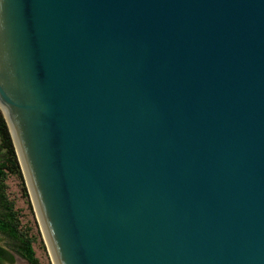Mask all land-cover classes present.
<instances>
[{"label":"water","instance_id":"95a60500","mask_svg":"<svg viewBox=\"0 0 264 264\" xmlns=\"http://www.w3.org/2000/svg\"><path fill=\"white\" fill-rule=\"evenodd\" d=\"M0 109L55 264H264V0H0Z\"/></svg>","mask_w":264,"mask_h":264},{"label":"rangeland","instance_id":"374dc122","mask_svg":"<svg viewBox=\"0 0 264 264\" xmlns=\"http://www.w3.org/2000/svg\"><path fill=\"white\" fill-rule=\"evenodd\" d=\"M25 183L27 187V194L23 190L22 180L19 175L15 172H9L6 179V194L14 203V210L18 213L19 232L23 237L32 239L33 247L40 264H55L46 241L30 189L27 185L26 178ZM19 245V240L14 237L13 234L0 231V246L6 248L13 255V260L5 264H31L20 252Z\"/></svg>","mask_w":264,"mask_h":264},{"label":"trees","instance_id":"16d2710c","mask_svg":"<svg viewBox=\"0 0 264 264\" xmlns=\"http://www.w3.org/2000/svg\"><path fill=\"white\" fill-rule=\"evenodd\" d=\"M9 172H15L22 180L23 190L27 194L24 173L19 161L15 144L7 124V121L0 109V231L9 232L16 237L19 242L20 252L31 264H40L33 247L31 238L23 237L18 229V213L14 210V203L6 194V179ZM5 210V211H1ZM13 255L4 247L0 246V261H12Z\"/></svg>","mask_w":264,"mask_h":264},{"label":"flooded vegetation","instance_id":"af4514ba","mask_svg":"<svg viewBox=\"0 0 264 264\" xmlns=\"http://www.w3.org/2000/svg\"><path fill=\"white\" fill-rule=\"evenodd\" d=\"M7 262H10V261H5V263H7ZM0 264H2V262L0 261Z\"/></svg>","mask_w":264,"mask_h":264}]
</instances>
